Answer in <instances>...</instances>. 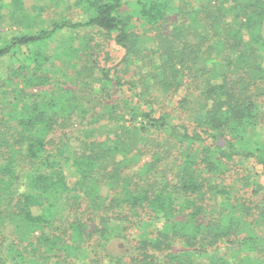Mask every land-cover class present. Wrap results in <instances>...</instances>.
I'll return each instance as SVG.
<instances>
[{
	"label": "trees",
	"instance_id": "trees-1",
	"mask_svg": "<svg viewBox=\"0 0 264 264\" xmlns=\"http://www.w3.org/2000/svg\"><path fill=\"white\" fill-rule=\"evenodd\" d=\"M73 5L0 0V264H264V213L209 177L237 160L264 190V0ZM92 30L149 69L96 65Z\"/></svg>",
	"mask_w": 264,
	"mask_h": 264
},
{
	"label": "rangeland",
	"instance_id": "rangeland-1",
	"mask_svg": "<svg viewBox=\"0 0 264 264\" xmlns=\"http://www.w3.org/2000/svg\"><path fill=\"white\" fill-rule=\"evenodd\" d=\"M60 1L61 0H24V4L26 7H33L35 10L37 9L42 17L47 21L55 19L59 16H65L70 20H78L80 17V9L77 8L78 6L73 5V2L75 0H68L67 4H61ZM9 3H11V0H9ZM13 4L14 6L16 5L15 2ZM133 20L135 24L134 28L137 33L141 34L145 32L143 30V26L140 25L142 21L139 19ZM79 33L81 36L86 35L92 38V41L94 42L93 45L95 47V56L97 57L96 65H98L99 67H108L111 70V75L121 76L124 79L133 80L137 79L138 75L140 76L146 73V71L149 69L147 58H144V60L136 58L133 61H128L127 59L123 58V49H120L117 46L113 45L112 41L109 40L110 36H106L94 30L81 31ZM145 33L148 34V32ZM254 40L259 44L260 48L264 49V26L263 31L259 35H257ZM68 86L71 87V84H68ZM177 97L178 95H175L173 92V96L165 98V100L160 102L159 108H164L168 111H175L172 105H174V101ZM179 111L181 110L179 109ZM188 117H191V115H188ZM190 121L193 122V120ZM68 125L69 126L66 125L65 127L59 128L57 131L52 133L55 144H52L51 146L56 150L59 148V150L57 151L58 154L62 152L60 149L61 143H59L60 140H58L59 137L62 138L64 136L66 139H69L70 141L72 140L73 142H76V144H78V137L79 139L83 138V133H85L82 131L83 127L78 125V121H70ZM188 125L192 127L191 124ZM261 137L264 139V133ZM97 139H100V136ZM225 168L226 170L221 171L219 174L209 175V177H211L210 183H222L226 186L230 185L232 187V199L233 203L235 204V210L238 211L239 208H241L240 204H243L246 207V210L243 214H246V216L247 213H249L250 216L252 212H254V217L264 213V190L259 191L258 193L251 192V185L255 180L254 170L251 169V166L247 163L242 164L237 160H231L226 163ZM251 208L253 209L250 210ZM260 217L259 218L264 221V217H262V215ZM236 230L237 228L235 227L233 232H235Z\"/></svg>",
	"mask_w": 264,
	"mask_h": 264
}]
</instances>
